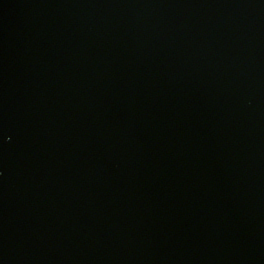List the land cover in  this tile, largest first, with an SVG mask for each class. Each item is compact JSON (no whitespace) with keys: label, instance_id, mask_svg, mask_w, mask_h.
I'll return each mask as SVG.
<instances>
[{"label":"water","instance_id":"95a60500","mask_svg":"<svg viewBox=\"0 0 264 264\" xmlns=\"http://www.w3.org/2000/svg\"><path fill=\"white\" fill-rule=\"evenodd\" d=\"M0 264H264V0H0Z\"/></svg>","mask_w":264,"mask_h":264}]
</instances>
